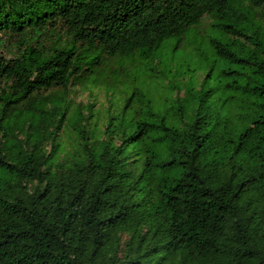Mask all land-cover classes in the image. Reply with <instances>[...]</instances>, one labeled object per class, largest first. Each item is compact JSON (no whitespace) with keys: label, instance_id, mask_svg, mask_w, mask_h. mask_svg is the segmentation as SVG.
<instances>
[{"label":"trees","instance_id":"trees-1","mask_svg":"<svg viewBox=\"0 0 264 264\" xmlns=\"http://www.w3.org/2000/svg\"><path fill=\"white\" fill-rule=\"evenodd\" d=\"M26 28L0 53V264H264V0H0Z\"/></svg>","mask_w":264,"mask_h":264},{"label":"rangeland","instance_id":"rangeland-1","mask_svg":"<svg viewBox=\"0 0 264 264\" xmlns=\"http://www.w3.org/2000/svg\"><path fill=\"white\" fill-rule=\"evenodd\" d=\"M210 26V17L208 15H204L198 24V32L201 34L205 31V29H208ZM31 33V30L26 28L23 31L20 32H13V31H7L6 33L0 32V53L6 56H10L11 53L16 49L17 46L22 45V41ZM193 37V36H192ZM195 43H192L191 46H193ZM203 48V45L201 46ZM193 52H191V55ZM185 58V56H184ZM184 61H188L189 63H194V58L191 56H187ZM133 76L136 77V79L140 78V73H138V76L134 73ZM133 79V78H132ZM92 92L91 88L84 87L80 84H76L74 87L70 89L68 92V97L70 100V105L73 106H83L85 104L93 103L94 105V112L95 113H104L106 107H108V95H106L105 90L98 87V86H92ZM235 110H233L234 115L238 118L239 116L246 117L249 114H253L255 112V106L248 105V106H240L237 105L236 102L233 104ZM87 106H83V109L86 111ZM62 133V131H61ZM63 134V133H62ZM65 136V135H64ZM63 136V137H64ZM49 148V145H48Z\"/></svg>","mask_w":264,"mask_h":264}]
</instances>
